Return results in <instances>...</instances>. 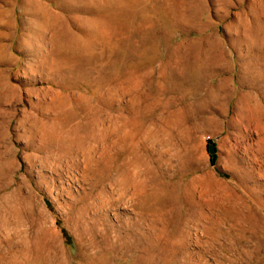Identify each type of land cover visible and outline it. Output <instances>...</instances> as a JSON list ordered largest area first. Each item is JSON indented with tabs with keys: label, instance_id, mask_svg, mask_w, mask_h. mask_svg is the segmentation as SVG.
<instances>
[{
	"label": "rangeland",
	"instance_id": "rangeland-1",
	"mask_svg": "<svg viewBox=\"0 0 264 264\" xmlns=\"http://www.w3.org/2000/svg\"><path fill=\"white\" fill-rule=\"evenodd\" d=\"M0 264H264V0H0Z\"/></svg>",
	"mask_w": 264,
	"mask_h": 264
},
{
	"label": "trees",
	"instance_id": "trees-1",
	"mask_svg": "<svg viewBox=\"0 0 264 264\" xmlns=\"http://www.w3.org/2000/svg\"><path fill=\"white\" fill-rule=\"evenodd\" d=\"M207 148H208V151L210 152V156H211L212 160H214L215 156H216L215 155V152H216L215 145L210 141L208 143Z\"/></svg>",
	"mask_w": 264,
	"mask_h": 264
}]
</instances>
